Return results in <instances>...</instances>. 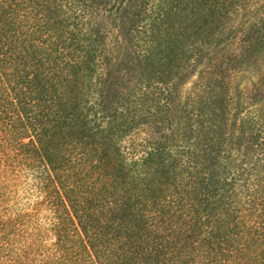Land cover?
Segmentation results:
<instances>
[{
	"label": "trees",
	"instance_id": "1",
	"mask_svg": "<svg viewBox=\"0 0 264 264\" xmlns=\"http://www.w3.org/2000/svg\"><path fill=\"white\" fill-rule=\"evenodd\" d=\"M156 1L0 0V264H264V1Z\"/></svg>",
	"mask_w": 264,
	"mask_h": 264
},
{
	"label": "rangeland",
	"instance_id": "2",
	"mask_svg": "<svg viewBox=\"0 0 264 264\" xmlns=\"http://www.w3.org/2000/svg\"><path fill=\"white\" fill-rule=\"evenodd\" d=\"M263 1L264 0H261V2ZM156 3H158V1H156ZM247 4L248 2H246V0L242 3L244 7H246ZM237 5L240 6L241 4L238 3ZM252 26L254 29L262 26V32L264 33L263 9L256 14H252L248 18L246 24L239 29L228 50V56H234L235 63L231 70L229 88L227 91L232 98L234 113H236L238 117H241L243 114L254 113L261 105L259 97L255 94L263 88L264 41L254 54H251L249 57H245L243 54L245 45L247 44L245 42V37L251 32V29L253 28ZM255 33L254 36L257 37V32ZM120 42L121 40L117 33L112 31L109 35V47L116 48L121 44ZM200 71L201 69L198 68L194 74H192V78L187 80L179 89L180 97H186L190 91H193V93L199 91V87L195 86V82L199 78Z\"/></svg>",
	"mask_w": 264,
	"mask_h": 264
}]
</instances>
